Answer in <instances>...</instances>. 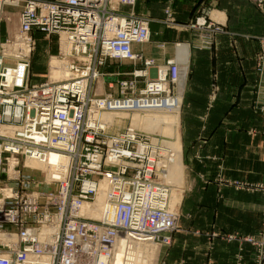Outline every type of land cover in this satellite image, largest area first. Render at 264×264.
<instances>
[{"label":"built area","instance_id":"built-area-1","mask_svg":"<svg viewBox=\"0 0 264 264\" xmlns=\"http://www.w3.org/2000/svg\"><path fill=\"white\" fill-rule=\"evenodd\" d=\"M137 1L0 0V264H111L122 240L124 250L173 243L179 215L160 173L175 162L177 151L131 127L111 132L114 124L99 117L106 110L173 112L182 104L171 88L183 79L180 62L158 63L134 51L149 42L153 23L136 13ZM8 8H19L18 27L4 40ZM165 14L163 24L177 29L172 10ZM206 18L183 28L206 31L198 44L211 49L223 31ZM38 35L56 37L58 64L49 68H65L63 80L28 82ZM260 45L256 71L262 76L264 38ZM115 63L133 69L103 72ZM153 68L154 81L148 80ZM121 75L131 79L118 83L117 95L97 94L96 84ZM143 82L146 88H139ZM102 190L103 216L92 219L87 206ZM111 207L120 225L108 222ZM240 240L259 248L264 264V241ZM141 257L147 258L145 251Z\"/></svg>","mask_w":264,"mask_h":264},{"label":"crops","instance_id":"crops-1","mask_svg":"<svg viewBox=\"0 0 264 264\" xmlns=\"http://www.w3.org/2000/svg\"><path fill=\"white\" fill-rule=\"evenodd\" d=\"M166 9L178 28L210 15L224 32L215 36L211 49H202L193 30L164 26ZM135 11L151 18L154 42L135 45L134 51L159 63L178 60L187 68L185 120L200 122L182 137L184 227L160 249L158 264H256V247L240 237L257 236L262 226L264 74L256 71V55L264 38V3L138 0ZM131 68L115 63L106 69Z\"/></svg>","mask_w":264,"mask_h":264},{"label":"rangeland","instance_id":"rangeland-1","mask_svg":"<svg viewBox=\"0 0 264 264\" xmlns=\"http://www.w3.org/2000/svg\"><path fill=\"white\" fill-rule=\"evenodd\" d=\"M254 2V1H253ZM122 9V8H121ZM18 15H19V8H8L3 14V23H2V36L4 40L9 39L13 37L15 34L17 27H18ZM206 16V15H203ZM208 23L214 24L213 28H219L224 32V28L222 25L216 23L210 18V15L207 16L206 18ZM195 23H191L189 26H193ZM166 26V25H164ZM152 27V34L150 36V40L148 43L145 45H152L153 41V24H151ZM167 27V26H166ZM155 28V27H154ZM171 29V28H169ZM176 30H181L185 31V28H177ZM188 30H193L198 36L206 34V31L203 30H197V29H188ZM183 44L178 43L176 44V47H181ZM58 52V42L56 37L50 38V39H45L42 35H38L37 38V46L36 49L33 53L32 56V63H31V68L29 69V74H28V82L33 85V86H41L49 82L50 78L52 79H60L63 72L62 70H57L54 69V72L51 73V68H49L50 64L54 62V56L57 55ZM153 59V58H151ZM155 60V59H154ZM158 62V61H157ZM180 62V61H179ZM159 63V62H158ZM181 64V63H180ZM130 65V64H129ZM132 67V66H131ZM133 69V68H132ZM181 69V68H180ZM185 69V70H184ZM183 70V71H182ZM53 71V70H52ZM182 73H186L185 75L183 74L182 78L183 81L179 82L177 85L171 86L174 92H178L182 98V104L181 107L178 111H173V112H167V111H161V110H146V111H120L118 113V117H116L114 127L112 128L111 132L114 131H119V130H124L127 127H134V128H139L142 133H148L150 136H153L154 139H157L158 141L164 143L165 145L169 146L170 148L174 149L177 151V156L175 159V162L178 159V154L180 155V166L178 168V171H174V175H171L172 173V164L167 168V171L164 172L160 177L161 179L164 180V182L168 183L169 185V190L170 187L172 188V194L171 197H176L173 201H175V204L172 203V200L170 198V205L171 207L178 213V225L176 229H182L184 227V217L182 213V208H181V194H182V187L184 186V162H183V154H182V137L184 135V132L187 130L191 129H198L200 127V122H193V121H186L185 120V115H184V108L183 104L185 103L184 100V93H185V88L186 84L188 81V71L187 68L181 69ZM186 71V72H185ZM103 72L105 73H112V71L107 70L106 68L103 69ZM117 72V71H115ZM114 73V72H113ZM118 81L112 80L111 77L105 78L104 85L102 84H96L95 88H97V94L102 96L108 93H112L114 95H117L116 90L114 92L111 91V89H117L118 83L120 81L124 80H130L131 77L127 76H119L117 77ZM158 74L156 68L150 69L149 70V76L148 80H157ZM185 79V80H184ZM108 81V82H107ZM113 82V87H109V83ZM146 83L143 82L139 85V88H146ZM178 116L176 121H171L168 123H159L156 125H152L149 120H152V117H168L171 119V116ZM141 117L145 119V117H149L148 121L141 120ZM147 119V118H146ZM173 120V119H172ZM117 123V124H116ZM118 129H117V128ZM123 128V129H122ZM146 129H150L146 130ZM137 130V129H136ZM153 130V131H151ZM175 164V163H174ZM174 168V167H173ZM171 169V170H170ZM171 171V172H170ZM166 176V177H164ZM171 182V183H170ZM173 183V184H172ZM264 188V183L261 185V189ZM176 206V207H175ZM178 208V209H177ZM264 213H262V226L258 232L257 236L253 235H246V236H252L257 239L258 242H263L264 241ZM145 249V248H143ZM160 249L158 245L150 244L148 246V249L145 250L147 260L141 261V263L144 264H158L159 263V254H160ZM257 250V262L256 264H263V262L260 261V249L256 247ZM260 261V262H259Z\"/></svg>","mask_w":264,"mask_h":264},{"label":"bare ground","instance_id":"bare-ground-1","mask_svg":"<svg viewBox=\"0 0 264 264\" xmlns=\"http://www.w3.org/2000/svg\"><path fill=\"white\" fill-rule=\"evenodd\" d=\"M182 59V58H181ZM185 59V58H184ZM53 64H58V63H53ZM183 64V62H182ZM54 69L57 70H62L63 74L61 76L60 79H52V77L50 78V82H59L61 80H63L65 78V76L67 75V71L65 72V68H51V73L54 72ZM182 69V68H181ZM180 69V70H181ZM53 70V71H52ZM185 70V69H184ZM183 71V70H182ZM181 71V72H182ZM186 72V71H185ZM184 73H182L183 75ZM186 74V73H185ZM184 74V75H185ZM185 80V79H184ZM183 81V79H182ZM114 83V82H113ZM121 111H124V110H121ZM154 111V110H153ZM140 112V111H139ZM118 113H120V111H115V110H106V111H103L99 114V117L102 118V120L109 124V125H112L115 123V121L118 122V120H116V117H118ZM172 118L169 119L168 117H152V120H149V117H145V119L143 117H141V120H145V121H150L152 125H156V124H159V123H168V122H171V121H176V118L177 116H171ZM147 118V119H146ZM173 119V120H172ZM117 124V123H116ZM117 128V127H116ZM133 129H137V130H140L139 128H134V127H131ZM118 129V128H117ZM123 129V128H122ZM146 130H149L150 129H146ZM153 131V130H151ZM141 132V131H140ZM148 134V133H147ZM153 137V136H152ZM157 140V139H156ZM53 159H55V157H53ZM175 163V164H174ZM180 155L178 154V159L176 162H173L172 163V173H170L171 175H174V171L177 172L178 171V168L180 166ZM171 170V169H170ZM164 172L166 171H163L162 173H160V176L162 174H164ZM171 172V171H170ZM166 177V176H164ZM105 183H108L105 181ZM166 183V182H165ZM171 183V182H170ZM168 184V183H166ZM173 184V183H172ZM105 186V184H103V187ZM169 186V185H168ZM171 187H170V198L172 200V197H171V194H172V191H171ZM170 200V201H171ZM105 202H106V199H105V191L102 190L98 196H97V199L95 200L94 203H90L88 206H87V214H89V216L92 218V219H99L101 216H103V214H101L102 210L104 211V208H105ZM172 203L175 204V201L172 200ZM104 204V205H103ZM176 207V206H175ZM106 209H108L107 205H106ZM178 209V208H177ZM109 223H114V224H121L122 223V219L121 217L119 216V214L116 213L115 209L113 207L110 208L109 210ZM121 244H122V247H120L119 251L117 252V256H116V261H112L111 264H144V263H141V261H143V257H141L142 255H144V251L148 249V246L147 243L145 244H134V246L130 249H125L124 250V246L127 244L125 242V240H122L121 241ZM127 246V245H126ZM145 248V249H143ZM135 249V250H134ZM123 250L125 251L124 252V256L126 257V261H123L121 259L122 257V254H123ZM145 260H147L145 258ZM148 261V260H147Z\"/></svg>","mask_w":264,"mask_h":264}]
</instances>
